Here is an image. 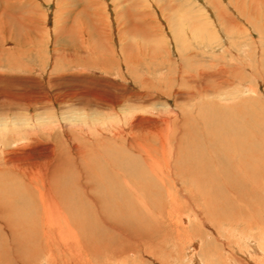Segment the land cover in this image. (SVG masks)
<instances>
[{
	"label": "rangeland",
	"instance_id": "rangeland-1",
	"mask_svg": "<svg viewBox=\"0 0 264 264\" xmlns=\"http://www.w3.org/2000/svg\"><path fill=\"white\" fill-rule=\"evenodd\" d=\"M236 117L249 123L241 121L243 130L258 125L262 133L256 145L264 154V0H0V155L3 156L4 150L17 156L32 155L12 161L10 168L14 170L3 176L6 166L0 158L1 203L8 202V196L14 205L20 207L19 203L28 202L35 207V200L39 201L35 190L45 176L46 155L51 149L67 153L70 166L76 157L81 169L87 167L94 192H106L99 179L114 177L106 155L110 157L117 147L116 158L123 157L122 153L127 155L125 146L117 145L111 135L119 128L137 146L154 152L158 159L166 145V132L168 167L180 179L174 172L175 157L187 160L193 153L197 156L204 151L205 145H216L217 138L209 134L210 128L215 132L214 124H221L222 120L226 125L229 120H237ZM162 118L175 119L173 123L170 119L169 128ZM130 153L137 162L138 157ZM182 161L183 166L189 163ZM131 163L135 162L130 161V166ZM80 166L73 164L69 172ZM257 170L258 173L250 171L249 176L251 185L257 181V192L250 187L238 188L245 191L248 203L242 206L243 215L240 211L215 208L218 201L214 202L211 188L205 185L208 187L205 194H212L204 202L199 200L206 215L197 217L186 211L190 220L188 216L187 221L180 219L177 227L166 219L169 203H165V210L160 209L155 191L143 185V181L152 177L142 174L127 177L126 181L132 185L130 194L133 197L140 194L143 203L140 205L145 206L128 207L133 215L131 222L136 223L143 237L125 240L121 234L119 237L112 232L114 238L109 239L110 243L106 241L110 249L104 247L107 251L101 247L100 252L91 248L85 251V247L83 253L78 251L76 255L87 252L89 264H264L263 163ZM77 171L79 175L80 169ZM21 175L34 185L25 182L26 201L19 193L5 189L12 184L22 188ZM70 176L68 186L72 185ZM177 182V188L193 184L188 179ZM32 192L37 194L30 195ZM60 192L55 202L59 207L66 200L67 204H60L59 208L72 219L71 203L81 200L72 190V194L69 190L67 194L61 189ZM178 198L186 197L182 193ZM153 200L157 202L153 204ZM6 204L2 205L4 212L1 210L4 216L9 213L7 219L18 217V210L14 214L15 210H9V203ZM161 210L163 214H159ZM2 219L0 228L2 224L5 228ZM21 226L20 223L18 238H25ZM118 238L140 247L132 245L130 248L137 250L122 253ZM41 256L28 260L27 264H48V255ZM9 257L5 264H18L14 256Z\"/></svg>",
	"mask_w": 264,
	"mask_h": 264
},
{
	"label": "bare ground",
	"instance_id": "bare-ground-1",
	"mask_svg": "<svg viewBox=\"0 0 264 264\" xmlns=\"http://www.w3.org/2000/svg\"><path fill=\"white\" fill-rule=\"evenodd\" d=\"M202 90H203V88H202ZM250 100H252V98ZM107 107H110V106H107ZM245 115H246V113H245ZM246 118H247V116H246ZM170 119L162 118V120H164V122L166 123L165 125H167V127H169L171 124ZM174 119L175 118H173V120L171 119L172 123H173ZM242 120L246 121L243 118L242 119L240 118V120H239V117H238L237 120L234 119V121H232V120L227 121L226 125L223 124L224 122L221 120V124L217 123L216 125L215 124L213 125V129H214V131L215 130L216 131L213 132L212 127H211L210 128L211 130L209 132L210 135H213L214 139L217 138L216 145H215V143H214V146H212V145L210 146V144L205 145L206 147H205L204 151H200L197 154V156H196V154L194 155V153H193V157L187 158V160L186 159H180V157H178V156H177V158L175 157V159H174L175 160L174 161V164H175L174 170L175 171L174 172L176 175L180 176V179H178L179 177H177V176H173L172 173L170 172L171 169L168 167L169 152L170 151L168 148V143H166V138L168 137V134L166 132L164 133V142L166 145L164 146V151L162 153L163 155H162L161 159H158L156 157L157 155H155V153L150 151L148 148H146L142 145L140 146L139 144L137 146L136 143H134L133 139L127 137V132L124 131V129H120V128L118 129L117 128L118 130L112 131L111 135H112L114 141L117 142V145L125 146V148H126L125 151H126L127 155L122 153L123 157H120L122 160H120V158L119 159L116 158L117 154H118L117 153L118 147L113 150L112 155L110 157H109V155H106V157L110 160L109 162L111 163L109 165L110 166L109 171L112 172L111 174H114V177H112V178L103 179V177H101V179H99L100 183L102 184V186L106 190V192H96V193L94 192L96 190L94 189L93 185H91V177L88 178L89 171H88L87 167H82V169H81V166L78 165L79 163L77 164L78 160H76V157L75 158L72 157L73 158L72 165L75 164V166H80V168L75 167L76 168L75 169L73 167L75 169V171L69 172V169L72 165L70 166L71 160H69V157L67 156L68 154L65 153L62 149L60 150V152H57V151L55 152V149H51L50 152H48V154L46 155L47 160L45 163V169L43 171L45 176H43L42 179H40V183H38L39 186H37V190H35L36 192L38 191L37 192L38 194L35 192L37 194L35 196V198H37L39 200L38 201L39 203L35 200V202H36V205L34 204L35 207H33V205L32 206L28 205L27 204L28 202H25V204L19 203V205H20V207H19L16 203H15L16 205H14V202L12 200H10L8 196H7L8 202H2L3 204L0 202V204H1L0 205V211L3 210V212H4V208L2 207V205H7L6 203H9L8 204L9 210L10 209L15 210L14 214L17 213L16 210H18V212H19V214L17 213L18 217H14L12 219H7L5 217L9 214L8 213L9 210L6 211L8 214L5 213V216H4L2 211L0 212L3 214V215H0V217L4 218V222H5L4 225H6L5 226L6 229L3 227V224L1 226L2 228H0V230L3 231V233L0 235V240H2V241H0V261L2 260L0 263L5 264L6 261H9V258H10L9 256H14L15 259H17V260H15V259H13V260H15V262H17L18 264H27L28 260L36 258V257L39 258L42 255V253H46L49 257V258H47V259H49L48 264H89L90 261L87 263V261H86L87 257H85V255L87 256L89 254H86L87 252H85V254L80 253V255H76L78 253V251H82V253H83V251H84L83 249L86 247L85 251L86 250L88 251V249L91 248V249H94V251H95V249H97V250L99 249L98 251L100 252V250H101L100 247L104 249V247L109 245V243H110L109 239H111V237L114 238V236L112 235V232L115 235L119 234V237L121 234L122 236H124L126 238L125 240H127L128 238H131V237H135L138 239L143 237L141 230L136 227V223L131 222L132 219H130V218L133 215L131 212H129V208H128L129 206L130 207L131 206H136V207L140 206V208L141 207L145 208V206L140 205L142 203V201L139 200V197L141 195L139 194L138 195L139 197L134 196L135 197L134 198L133 195L130 194V192L132 191V188H131L132 185H130L128 183V181H126L127 177L130 179L132 176L137 177L138 174H140V175L142 174L145 176L152 177L151 180H148L146 182L143 181L142 183L145 187H147L149 189L151 188L152 191L153 190L155 191L157 198H159V203H160V206L158 205V207L160 209H163V210H165L167 207V210L165 211L167 218L166 217L165 218L169 220V223L174 224V222H175L174 226L176 225V227H177V225L180 224V222H182V221H180V219L184 220L186 218V216H188V214H185L186 211L193 213L195 216H197L198 214L201 215V217H202V215H206L205 213L203 214L205 206L203 208L202 207L203 205H201L202 203H200V201H199L201 199V201L203 200V202H204L205 198L209 197V194H211V193H207V195L205 194V191H208L207 190L208 187H205V185H208L209 188H211V191L213 194V195L212 194L211 195L214 197L213 199L216 200L214 202L218 201L217 204H215V205H217V207H215V208H220V210L227 209V211L231 210L232 212H236V213H238L237 211H240L241 214L243 215L244 208L242 206H247L248 203H246L245 191L243 189L240 190L238 188L250 187L249 189H252L253 191L256 189L255 191L257 192V188H259L255 185V183L257 181L255 180L256 182L252 183V185H251V180H250L249 176H250V171L253 173H258L259 170H257V171H255V170L258 168V166L260 164L263 163V165H264V154H261L262 150L260 148H258V146L256 145V140L258 138L259 133L261 132L257 128L258 125L254 123V120H256V119L252 120L253 121L252 124H255L257 127L256 126L251 127L249 125L250 128L248 127L247 129H245L246 131L249 129V132L248 131L246 132L245 130H243L244 126L242 125V122H241ZM216 122H220V121L216 120ZM257 122L259 123V121H257ZM246 123H247V121H246ZM247 124H249V123H247ZM260 126H261V124H260ZM262 127L263 126H261V129H262ZM243 131H245V132H243ZM31 135H33V134H31ZM128 136H130V135H128ZM214 139L212 138L211 142ZM257 142H258V140H257ZM259 147H260V145H259ZM262 148H263V145H262ZM130 152H132L135 156L138 157L137 162L132 159V157H131L132 155ZM167 153H168V156H167ZM21 155L17 156V155H14V152L4 150L3 156L0 155V156H2V157H0V158H2V163L6 166V168H4V169L2 168L3 169L2 176L4 174L7 175V174L11 173V171L13 169V168L12 169L10 168V166L12 165L11 164L12 161H14L16 159H21V157L26 158V157L32 156L29 153L23 154V156H21ZM189 156H191V155L189 154ZM106 157L104 155V159L106 161H108L106 159ZM128 157H131V158H128ZM185 158H186V156H185ZM129 160L131 162H135V163H131L133 165L130 166ZM182 160H185L189 163H187L186 166L185 165L183 166L182 163H184V162ZM109 162H107V163H109ZM100 164H98V165H100ZM42 166H44V165H42ZM11 167H13V166H11ZM77 169H80L79 175H78ZM15 171H16V168H15ZM75 172H76V174H75ZM69 174L71 175L70 181L72 183V185H70V186H68L69 182H67V177L69 176ZM0 175H1V173H0ZM23 175H21L19 178V180L21 181L22 186H23L22 188L19 187V185L15 186L14 184H12V185L5 186L6 187L5 189H8L9 191L13 190L15 193H19L22 196V200L26 201L25 197H27V195L25 196L24 194L26 193L25 190L27 189V185L25 184V182H27L28 185H30V182H31V186L33 185V183H32V180H27L26 177H24ZM181 175L184 176L185 179H182ZM10 176H12V175H10ZM118 176H120L121 179H119ZM72 178H73V180H72ZM242 178H244L246 181L244 179L242 180ZM187 179L191 180V182H193V184L188 183L189 185H186V184L183 186L180 185V187L177 188V186H176V184L178 183L177 180H179V182H182V180H187ZM37 181H38V178H37ZM5 182L6 181H4V184H2V185H5ZM14 182H16V181H14ZM14 182H12V183H14ZM135 182L136 181H134V183ZM17 183H19V182H17ZM96 183L97 182H95V184ZM132 184H133V182H132ZM242 184H243V186H242ZM13 185H14V187H13ZM35 185H37V184H35ZM259 185H262V184H259ZM64 186H67V187H64ZM136 186L138 187V185H136ZM140 186L138 189H140ZM204 187H205V190H204ZM32 189H35V188H32ZM60 189L64 192L63 194H67L68 190H69V192H70V190L74 191L75 192L74 195L78 196V198L81 200V201L77 200V202L74 201V202H76L74 204L71 203L73 206V208L70 206L71 210H74V211H70L71 214L69 213V215L72 216V219H70V217L64 213L63 209L61 210V208H59V207H61L60 206L61 203H59V207H58L57 202H55L56 201V195H59L60 193H62V192H60ZM8 190H6V193ZM162 190H164L165 195H163ZM222 190L225 193L222 194ZM258 190L262 191L261 189H258ZM4 191H2V192H4ZM134 192L135 191H133L132 194ZM242 192H244V193H242ZM33 193L34 192H32V194H30V195H33ZM182 193L186 197L185 199L187 201L185 199L181 200L180 198H178V194H182ZM253 194H255V193H253ZM16 195H18V194H16ZM75 196H74V198H75ZM163 196L165 198H167L166 201L163 200ZM256 197H257V195H256ZM28 198L30 199V197H28ZM57 198H58V196H57ZM149 198H150V200L152 199L151 197H149ZM3 199H6V198L3 197ZM58 199L61 200L60 196ZM234 199H236L235 203L232 202ZM154 200H153V202H154ZM238 200L240 201V203H238ZM82 201H84V203H81ZM157 201H158V199H157ZM251 201L253 202V200H251ZM156 202H154L153 204H155ZM161 203H162V205H161ZM165 203H169V205L166 204V207H165ZM32 204H33V201H32ZM37 204H40V205L36 208ZM66 204L67 203L65 200V202H63V204H61V205L65 206ZM263 204H264V202H263ZM114 206H117L118 208H115ZM122 206H125V207H122ZM224 206H226V207H224ZM39 207H40V210H38ZM196 209L198 210V213L195 212ZM207 212H208V210H207ZM210 212H211V210H210ZM163 213L164 212L161 210V212L159 214H163ZM145 215H144V217H145ZM199 215L197 217H200ZM9 216H11V215H9ZM9 216H7V217H9ZM141 216H143V215H141ZM229 216L231 217V215H229ZM155 217H156V215H155ZM2 218H0V219H2ZM231 219H232V217H231ZM73 220L76 221V224H78L77 226L79 229L75 228L76 225L74 224L75 222ZM187 220H190L189 216H188ZM198 221H200V220H198ZM231 222H233V221H231ZM231 222H229V224ZM20 223L22 224L21 227H23V229H24V231H21V233H23L22 236H25V238H22V237L18 238V236H20V232H19V228H18V225ZM100 223L103 224L104 226L103 227L99 226L98 224H100ZM259 223H260V221H259ZM261 224H262V222H261ZM147 226H148V224H147ZM230 226H232V225H230ZM138 227H140V226L138 225ZM176 227H174V228H176ZM170 228H172V227H170ZM189 228H190V226H189ZM197 228H199V227H197ZM175 231H176V229H175ZM4 233H6V237H5V235L2 236ZM34 233H35V239L33 237ZM178 233H179V231L177 232V234ZM195 234H200V233H195ZM122 236H121V238H122ZM189 236H190V232H189ZM184 237H185V235H184ZM115 239H117V238H115ZM118 239L119 240H117V241L118 242L120 241L121 242L120 245H122V247L119 248V249H121L120 251H122V253H125L127 250L132 249V248H130L133 245L132 243H131V245H129L130 243L129 244L124 243L125 242L124 238L122 239L124 242L121 241L120 238H118ZM199 239H200V237H199ZM106 241H108L109 243ZM112 241H114V240H112ZM253 241H254V239H253ZM252 243L254 244V242H252ZM116 244H118V243L116 242ZM109 246H111V245H109ZM109 246H107V247L109 248ZM137 246L140 247V245H138V244H137ZM137 246L133 245V247H136V248H137ZM117 247H118V245H116V248ZM252 248L255 251V248L253 246H252ZM91 249L89 250L90 252H92ZM133 249L137 250L135 248H133ZM262 249H260V251H262ZM104 250H106V249H104ZM115 250L113 249L112 251L117 252L118 248ZM139 250H140V248H139ZM96 252H94V253H96ZM110 254H111V251L109 252L108 255H110ZM113 254H115V253L113 252ZM118 255H120V254H118ZM135 255H136V253H135ZM106 256L107 255H105L104 257H106ZM123 256H125V255H123ZM41 257H43V256H41ZM110 258H108V259H110ZM125 258H126V256H125ZM263 259H264V257H263ZM35 260L38 261V259H35ZM127 260H125V261H127ZM195 260L196 259L194 258L193 261H195ZM121 261L124 262L123 260H121ZM11 263H12V261H11ZM38 263H39V261H38ZM40 263H42V262H40ZM125 263H127V262H125ZM6 264H9V263H6ZM31 264H34V262L33 263L31 262ZM101 264H106V263H101ZM108 264H110V263H108ZM195 264H197V263L195 262Z\"/></svg>",
	"mask_w": 264,
	"mask_h": 264
}]
</instances>
